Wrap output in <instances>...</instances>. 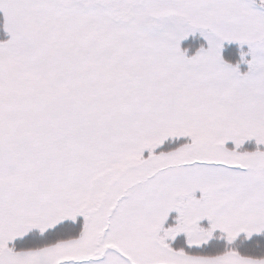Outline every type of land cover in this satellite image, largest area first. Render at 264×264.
I'll return each mask as SVG.
<instances>
[{
  "label": "rangeland",
  "instance_id": "374dc122",
  "mask_svg": "<svg viewBox=\"0 0 264 264\" xmlns=\"http://www.w3.org/2000/svg\"><path fill=\"white\" fill-rule=\"evenodd\" d=\"M0 8L10 38L0 45V114L19 115L22 99L46 84L37 69L61 68L62 59L73 70L69 89L86 94L68 107L56 92L53 111L45 109L59 118L58 128L43 129L63 135L57 150L26 145V131L37 142L36 128L16 123L13 135L0 120L9 134L0 138V264L55 263L68 244L31 254L7 244L79 216L88 223L78 244L150 243L166 226L163 238L189 235L202 245L210 240L198 225L205 221L232 240L264 231V168L250 174L264 148L236 149L252 138L264 146V0H0ZM82 17L95 22L93 39L97 31L102 45L119 44L114 60H57L59 49L81 42L71 29ZM188 45L201 48L191 54ZM10 97L17 102L8 108ZM66 154L73 161L61 165ZM223 258L218 264H264L233 252Z\"/></svg>",
  "mask_w": 264,
  "mask_h": 264
},
{
  "label": "trees",
  "instance_id": "16d2710c",
  "mask_svg": "<svg viewBox=\"0 0 264 264\" xmlns=\"http://www.w3.org/2000/svg\"><path fill=\"white\" fill-rule=\"evenodd\" d=\"M109 6V5H107ZM2 21V15H0V22ZM99 29L102 33L104 32H108V30L106 29V27L103 25V27L97 28ZM71 30H75L78 32V34H76L75 37H78L81 42H71V44L69 45L68 49L65 51V47L62 49H59L58 52V57L57 60L62 56L65 55L68 62L70 61V57L71 54L74 53L76 56H79L80 60H84L86 61L85 65L87 66V64L89 63L90 60L93 59H99L102 60V58L104 56H106L107 54L110 55V58L113 60L115 59L116 56V51L115 49H119V44L115 41V44H111V42L107 39L106 40V46L102 43H100V40L98 38L101 37L103 38V36L98 33L96 31L94 39H93V34L90 32V30L84 26V25H79L77 26L75 29H71ZM69 32V31H67ZM9 35L5 34L3 31H0V42L1 43H5L9 40ZM91 40V42H89ZM102 40V39H101ZM82 48V49H81ZM65 51V52H64ZM119 51H121V49H119ZM111 53V54H110ZM123 58L125 59V55L123 57L120 58L119 57V61L120 62H124L125 60H123ZM107 58L103 59L104 63L106 61ZM61 68L58 69H54L51 67L47 66L43 69H37V71H42L44 73V78L46 80V84H42V94H41V87L35 92V98L33 99L32 97L28 96L24 99H22L23 101H25V106H21L20 108L16 107V111L17 110H21V113L19 115H8L5 113H1L0 114V120H2L3 118H6L5 120L7 121L8 125H10V130L11 133L14 135H16L15 130H17L18 125L17 124H21L26 126L27 128H36L37 130L35 131L34 134V141L37 142H31L32 141V134L29 131H26V139L21 141V142H26V145H29L30 143H34L36 145H40L42 144L43 147L45 148H50V149H58V147L60 148V146H62V139H63V135L58 137L54 132H52V130L50 131H44V128H49L52 129L55 125V128H58L59 125V118L54 119L53 116V112H48L49 114L44 116L43 113L45 111V109H47L48 111H51L52 108V101H53V95L54 93H58L60 96V93H64L65 94V100L67 102V106L69 107L72 104V98L73 101L77 102L80 99H84L86 100V94H82L80 91H76V90H71L69 89L72 85V74H73V70L66 64L65 60L62 59L61 61ZM84 67V66H83ZM37 74V73H36ZM126 86V85H125ZM93 92V91H92ZM99 92H93V95H97ZM124 91L120 92V96H118L119 99H121V96L123 95ZM21 101V100H20ZM16 100L11 98L8 99V102H6V106L9 108L10 105H16ZM33 109V110H32ZM3 111V110H2ZM29 112V113H28ZM55 112V111H54ZM56 113V112H55ZM56 115H58L56 113ZM66 117V119H68L67 115H64L63 117H61L62 121L63 119ZM64 119L67 123L68 120ZM62 121H60V124H62ZM11 122V124H10ZM3 126H7V124L5 122H2ZM95 128H97L95 126ZM0 132H3L0 135V138H3L7 134L8 132H4L3 128L0 129ZM58 133H60V129L57 131ZM67 132V131H66ZM65 135H67V133H65ZM15 137V136H14ZM69 140L64 141L63 144V148H69L71 147V141L72 139L69 138ZM84 138H76L75 140L77 141L78 146L83 147L84 146V142H80L82 141ZM171 141V140H170ZM54 143V144H53ZM55 146L56 148L52 147ZM70 144V145H69ZM69 145V146H68ZM93 147H97L98 144L96 143H92ZM49 154H52V152L50 151ZM68 155V156H67ZM67 159L63 162L60 163L61 165H68L69 162L73 161V156L66 154ZM64 159V158H63ZM63 161V160H62ZM91 166V163L88 165V167ZM68 169V167H65L64 170ZM64 175V173H63ZM189 200V198H185L184 203H186ZM184 215V214H183ZM184 217V216H183ZM177 220V218H176ZM87 223H88V219L86 217H81L79 216L78 218H76L75 220L72 221H65L64 223H62V225H59L55 228L50 229L47 232H41L39 230H36L33 232V236L35 239H38L41 242L39 245H27L25 244V241L22 239L21 240V245L16 246V250L20 251V250H29V249H42L45 247H49L53 245V242L55 241H59L61 239H65L68 237H80L83 235L86 227H87ZM199 227L201 229H208V232L210 234H213L215 237L219 236V235H223L224 233L220 232V231H214L212 230L211 227V223L210 222H205V223H199L198 224ZM163 229H167L168 227L164 226L162 227ZM188 236V235H186ZM46 240L48 242H46Z\"/></svg>",
  "mask_w": 264,
  "mask_h": 264
},
{
  "label": "flooded vegetation",
  "instance_id": "af4514ba",
  "mask_svg": "<svg viewBox=\"0 0 264 264\" xmlns=\"http://www.w3.org/2000/svg\"><path fill=\"white\" fill-rule=\"evenodd\" d=\"M256 141L253 138L246 141L255 146V152L264 148ZM244 155L245 153H241V156ZM254 165L253 170L250 167V171L252 170L250 174L253 176L258 175V172L264 168V163L256 162ZM97 240L92 243L87 241L80 244H68L70 251L58 255L53 264H218V261L225 260L220 256H206L176 250L173 246H182L184 249L185 243L184 241L174 242L170 238L155 237V241L150 243H123L122 247L118 243L108 242L107 237ZM89 244L92 245L91 252L82 251L80 248L81 252L75 251L77 246L84 245L82 247L85 249Z\"/></svg>",
  "mask_w": 264,
  "mask_h": 264
},
{
  "label": "bare ground",
  "instance_id": "6f19581e",
  "mask_svg": "<svg viewBox=\"0 0 264 264\" xmlns=\"http://www.w3.org/2000/svg\"><path fill=\"white\" fill-rule=\"evenodd\" d=\"M62 6L64 7V9H62V10H64V12H67L68 11L67 7L65 5H62ZM0 11H2V9H0ZM66 16H70V15L67 14ZM78 19L80 21L77 22V25H84L90 30L91 33L94 32V30H95V22H92V26H91L90 22L86 23V19L87 18L82 17V18H78ZM6 21H7L6 15L2 14V21L0 22V31H3L5 34H8L9 33L8 30H7L8 24H7ZM58 29L60 30L61 34H65V32H67L64 28H59L58 27ZM180 47H181V45H180ZM188 47H190V46H188ZM199 50L200 49H198V52H199ZM57 56H59V55H57ZM75 59H76V55L74 53H72L71 57H70V61H71L70 63H73L75 61ZM121 71H123V70H121ZM122 73L123 72H119L120 79H119V83L117 85H122L124 83V82H122ZM129 73H131V72H129ZM119 100L123 101V100H128V99H119ZM129 100L133 101L132 102L133 104L136 103V101L134 99L130 98ZM124 105L125 104H122V106H124ZM51 111H53V108H51ZM35 170H36V173H38V169H35ZM32 172L33 171H30L29 174H31ZM27 175H28V173H27ZM41 175H42V173H41ZM248 236H249V239H248V242H247L246 246L249 249L247 251L244 250L245 251V255L249 254V255L254 256L255 254H260L263 257V254H264V240H263V243H260V245H259V244H257L256 242H254L252 240V236H250V235H248ZM217 237L224 240V243L226 244V248H227V250H226L227 254L232 253L234 251V249H235V246H239V244L236 241L234 243L231 240V236H230L229 233H227L226 236L225 235L224 236L223 235H219ZM62 246L63 245H60V246L56 247V249H59ZM82 246H84V245H82ZM250 249H253V251L250 252ZM121 250H122V248H121ZM203 253H206V252L204 251Z\"/></svg>",
  "mask_w": 264,
  "mask_h": 264
}]
</instances>
